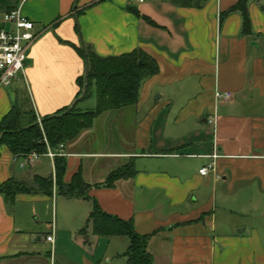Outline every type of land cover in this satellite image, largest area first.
I'll list each match as a JSON object with an SVG mask.
<instances>
[{
  "label": "crops",
  "instance_id": "obj_1",
  "mask_svg": "<svg viewBox=\"0 0 264 264\" xmlns=\"http://www.w3.org/2000/svg\"><path fill=\"white\" fill-rule=\"evenodd\" d=\"M17 5L0 0V28ZM22 13L36 40L25 75L0 89V122L26 96L39 119L75 103L89 111L78 98L87 64L75 47L102 58L140 49L159 72L137 104L102 113L63 145L62 190L55 160L29 165L0 148V183L28 190L12 203L0 193V264H128V239L88 226L94 202L151 236L153 264H264V223L251 221L264 220V0H28ZM217 91L232 99L218 101ZM216 152L215 169L200 175ZM117 171L123 177L106 186ZM78 173L87 188L69 198ZM41 179L53 180L51 194Z\"/></svg>",
  "mask_w": 264,
  "mask_h": 264
},
{
  "label": "trees",
  "instance_id": "obj_2",
  "mask_svg": "<svg viewBox=\"0 0 264 264\" xmlns=\"http://www.w3.org/2000/svg\"><path fill=\"white\" fill-rule=\"evenodd\" d=\"M243 16V34H251V20L246 6L241 9ZM79 55L89 65V70L78 79L81 89L78 98L87 100L96 92V109L83 111L75 103L60 111L56 116L38 118L28 96L17 102L12 110L0 122V148L6 146L12 155L27 157L32 153L41 156L48 151L54 152L61 145L75 141L81 133L89 129L93 121L102 113L135 105L140 89L145 81L159 72L156 61L142 50L119 57L102 58L90 46L76 48ZM86 78V79H85ZM1 158V154H0ZM66 161L63 157L55 158V180L57 188L64 187L63 178ZM123 172H115L108 177L106 186L123 177ZM46 193L52 190L53 180H37ZM69 198L84 196L86 185L80 173L67 186ZM28 191L25 186L10 180L0 183V193L10 203L19 193ZM94 235L99 237H122L129 240V249L124 254L128 264H153V257L148 253L151 236L136 232L133 221H123L101 211L94 202L93 212L88 220Z\"/></svg>",
  "mask_w": 264,
  "mask_h": 264
},
{
  "label": "built area",
  "instance_id": "obj_3",
  "mask_svg": "<svg viewBox=\"0 0 264 264\" xmlns=\"http://www.w3.org/2000/svg\"><path fill=\"white\" fill-rule=\"evenodd\" d=\"M28 0H18V5L14 9L9 10L4 15V27L0 28V89L10 86L25 75L27 51L35 42L36 37L33 34L34 24L26 18L22 13V8ZM142 2L143 0H134ZM221 1V0H216ZM10 26V29L7 27ZM216 99L218 101H230L231 93H222L217 91ZM209 125L215 127L217 119L212 117L208 120ZM52 160L57 157H65L64 146L61 145L57 152H54L48 146L45 154ZM41 155L32 153L26 157L29 165H33L40 159ZM210 158L212 164L200 170V175L207 177L210 171L215 169V162L220 158L216 152ZM47 241L54 243V236H48Z\"/></svg>",
  "mask_w": 264,
  "mask_h": 264
},
{
  "label": "rangeland",
  "instance_id": "obj_4",
  "mask_svg": "<svg viewBox=\"0 0 264 264\" xmlns=\"http://www.w3.org/2000/svg\"><path fill=\"white\" fill-rule=\"evenodd\" d=\"M2 15H1V12H0V19H1ZM8 29H10V26L7 27ZM96 93H95V90H93V94H92V97L87 99V100H84L81 104H80V107L83 108V109H90V110H95L96 109ZM132 121V118L130 116H128L126 119H125V123H128ZM99 125H105L106 126L109 124V122L107 121V119H101L98 123ZM111 133L114 135H116V132L114 131V127H112L111 129ZM101 135H104V134H101ZM106 135V134H105ZM115 149H120V146L119 145H116V148ZM252 223L253 224H263L264 223V220L261 218H256L254 217L253 219H251Z\"/></svg>",
  "mask_w": 264,
  "mask_h": 264
},
{
  "label": "water",
  "instance_id": "obj_5",
  "mask_svg": "<svg viewBox=\"0 0 264 264\" xmlns=\"http://www.w3.org/2000/svg\"><path fill=\"white\" fill-rule=\"evenodd\" d=\"M88 70H89V65L87 64L86 72H88ZM85 79H86V78H85Z\"/></svg>",
  "mask_w": 264,
  "mask_h": 264
}]
</instances>
